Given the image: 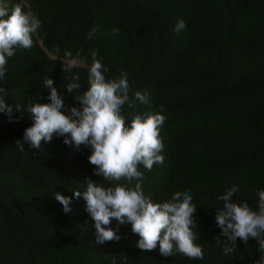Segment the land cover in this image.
I'll return each instance as SVG.
<instances>
[{
    "label": "trees",
    "instance_id": "obj_1",
    "mask_svg": "<svg viewBox=\"0 0 264 264\" xmlns=\"http://www.w3.org/2000/svg\"><path fill=\"white\" fill-rule=\"evenodd\" d=\"M25 2L41 27L31 48H17L7 58L0 80L13 108L12 122L0 112V264H256L260 253L252 238L246 245L237 239L235 252L224 254L229 245L215 214L223 206L217 197L233 186L232 202L246 201L253 210L257 190H264V0ZM181 19L186 27L177 34ZM93 51L106 80L126 73L130 98L137 91L147 95V104L123 106L127 123L135 113H157L163 105L164 163L151 171L140 165L143 191L156 202L177 191L193 196L202 260L164 257L159 245L141 251L131 224L114 218L110 227L121 239L97 245L86 202L73 193L83 191L87 179L110 186L94 175L90 149L77 151L56 135L40 150L16 147L32 123L28 105L49 102L45 77L53 79L66 108L79 107L75 90L68 93L66 86L79 75V91L87 90ZM66 52L83 64L64 71ZM55 192L71 198L70 212Z\"/></svg>",
    "mask_w": 264,
    "mask_h": 264
},
{
    "label": "clouds",
    "instance_id": "obj_2",
    "mask_svg": "<svg viewBox=\"0 0 264 264\" xmlns=\"http://www.w3.org/2000/svg\"><path fill=\"white\" fill-rule=\"evenodd\" d=\"M40 27V19L25 0L14 4L10 0H0V80L5 77L7 58L12 57L17 48H31L33 36ZM185 27L186 23L181 19L174 31L179 34ZM96 31L94 27L87 38L91 39ZM118 32L119 29H112V34ZM65 58L64 71L79 66L78 59L70 52L65 53ZM72 80L66 89L68 93L75 90L74 100L79 107L66 108L53 79L45 77L44 87L50 89L49 102L28 105L26 112L32 123L24 130L23 139L16 140V147L23 152L24 145L28 144L31 149L40 150L42 141L50 143L56 135L64 137L63 143L74 146L77 151L81 146L90 149L88 161L94 166V175L103 177L110 186L87 179L85 189L73 193L75 198L82 197L86 202V211L94 221L97 245L121 239L110 227L114 218L120 224H131L132 232L139 236L137 247L141 251H152L159 245V252L164 257L180 253L190 259L202 260L204 253L202 246L196 243L198 235L194 231L197 209L192 202L193 196L177 191L171 199L156 202L143 191L144 173L139 170L140 165L151 171L154 164L164 163L160 129L167 117L161 114L165 111L163 105L157 113H135L130 124L127 123L122 114L123 106L127 104L134 108L137 100L147 104V95L137 91L134 99L130 98L126 73L106 80L96 51L92 53L88 68L87 90L79 91V75H74ZM4 94L5 89L0 87V112L6 113L12 122L13 108L5 103ZM15 107L20 110L19 106ZM122 180L126 183H119ZM237 191L238 187L233 186L217 197L223 206L216 210L215 222L229 245L223 252L226 256L232 254L237 239L246 245L252 238L260 253L256 264H264V190H257L258 210H253L246 201L232 202L231 197ZM54 198L63 205L65 213L71 211L70 197L55 192ZM216 239L220 241L219 236Z\"/></svg>",
    "mask_w": 264,
    "mask_h": 264
},
{
    "label": "rangeland",
    "instance_id": "obj_3",
    "mask_svg": "<svg viewBox=\"0 0 264 264\" xmlns=\"http://www.w3.org/2000/svg\"><path fill=\"white\" fill-rule=\"evenodd\" d=\"M79 61V64H83V62L82 61H80V60H78Z\"/></svg>",
    "mask_w": 264,
    "mask_h": 264
}]
</instances>
